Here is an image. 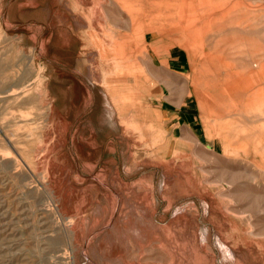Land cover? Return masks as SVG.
I'll use <instances>...</instances> for the list:
<instances>
[{
  "label": "rangeland",
  "instance_id": "1",
  "mask_svg": "<svg viewBox=\"0 0 264 264\" xmlns=\"http://www.w3.org/2000/svg\"><path fill=\"white\" fill-rule=\"evenodd\" d=\"M0 264H264V0H0Z\"/></svg>",
  "mask_w": 264,
  "mask_h": 264
},
{
  "label": "crops",
  "instance_id": "2",
  "mask_svg": "<svg viewBox=\"0 0 264 264\" xmlns=\"http://www.w3.org/2000/svg\"><path fill=\"white\" fill-rule=\"evenodd\" d=\"M176 60H177L176 62H178L179 61V58L177 57Z\"/></svg>",
  "mask_w": 264,
  "mask_h": 264
}]
</instances>
